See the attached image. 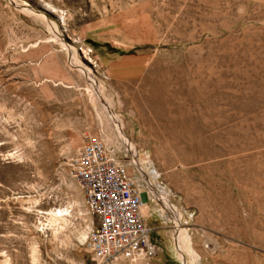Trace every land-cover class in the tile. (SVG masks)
I'll return each instance as SVG.
<instances>
[{
    "label": "rangeland",
    "instance_id": "1",
    "mask_svg": "<svg viewBox=\"0 0 264 264\" xmlns=\"http://www.w3.org/2000/svg\"><path fill=\"white\" fill-rule=\"evenodd\" d=\"M99 137L156 247L110 264H264V0H0V264H102L69 173Z\"/></svg>",
    "mask_w": 264,
    "mask_h": 264
},
{
    "label": "built area",
    "instance_id": "2",
    "mask_svg": "<svg viewBox=\"0 0 264 264\" xmlns=\"http://www.w3.org/2000/svg\"><path fill=\"white\" fill-rule=\"evenodd\" d=\"M128 165L119 149L99 137L83 142L69 170L86 209L95 216L87 247L100 261L117 256L149 259L156 253L140 214L145 192L127 171Z\"/></svg>",
    "mask_w": 264,
    "mask_h": 264
},
{
    "label": "bare ground",
    "instance_id": "3",
    "mask_svg": "<svg viewBox=\"0 0 264 264\" xmlns=\"http://www.w3.org/2000/svg\"><path fill=\"white\" fill-rule=\"evenodd\" d=\"M105 109H107V107H105ZM100 112H101L103 118H105V120L107 122L106 125L109 126L111 124L112 128H109V129H111L110 130L111 132H114V135L117 137V140L119 141V143H121V145H125L126 146V138H124V134L122 132V121H120L119 119H117V117H115L114 120H113V118L111 119L110 116L108 117L106 115V112L104 111L103 108H100ZM111 132H109V134H112ZM115 143H117V141ZM145 199L147 200V202L150 200L148 194L143 193L141 195V205H145V206L147 205V203H145L146 202ZM66 212H68V210H66ZM52 220L54 222H60V221L61 222H64V221H66L65 211L58 210V211H56L54 213L52 212ZM85 239H86V235H84L82 237L81 241L83 242ZM117 258H119V256H117L115 258L107 259V260L101 261V262H102V264H110L113 260H115Z\"/></svg>",
    "mask_w": 264,
    "mask_h": 264
}]
</instances>
